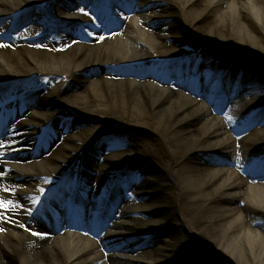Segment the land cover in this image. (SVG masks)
I'll use <instances>...</instances> for the list:
<instances>
[{"label": "bare ground", "instance_id": "bare-ground-1", "mask_svg": "<svg viewBox=\"0 0 264 264\" xmlns=\"http://www.w3.org/2000/svg\"><path fill=\"white\" fill-rule=\"evenodd\" d=\"M41 1L0 0V97L31 95L6 114L20 137L0 128V197L15 202L0 209V264H264V0ZM129 9L135 19L114 20ZM158 55L185 57L149 62ZM220 67L225 97L207 91ZM79 116L97 123L67 135ZM51 118L60 133L45 138ZM98 164L104 184L88 196ZM163 230L160 246L136 251Z\"/></svg>", "mask_w": 264, "mask_h": 264}, {"label": "rangeland", "instance_id": "rangeland-1", "mask_svg": "<svg viewBox=\"0 0 264 264\" xmlns=\"http://www.w3.org/2000/svg\"><path fill=\"white\" fill-rule=\"evenodd\" d=\"M126 16H128V14ZM133 16H135V13L132 15V17ZM28 24H30V20H28L27 22H24L25 26H27ZM18 31L21 32V29L18 30ZM99 75H101L100 70L94 69V71L89 72V74L88 73L86 74V76H85L86 78L85 79L92 80L94 78L99 77ZM85 85H86V81L82 82L81 84H78L77 86H78L79 89L82 90L85 87ZM56 102L62 103L60 101L59 96L56 97ZM68 115H69V117H71V114H68ZM79 118L80 119L77 122H75V121L71 122V124L66 128L65 133L67 135H69V136L74 135L76 133H79L81 131V129L91 127V126H93V125H95L97 123L96 120H92L90 117L79 116ZM255 126H258V121H253L252 123H250L248 125V129L251 130ZM55 129H56L57 133H60L59 127H56ZM47 150H48L47 146H42L41 150H40L41 153L39 154L38 157H40L42 155H45L48 152ZM161 150L167 155V151H166V148H165L164 145H161ZM95 166H96V168H95V172L94 173H96L98 171L97 168L100 167V164L95 165ZM139 167H140V174L142 175V177L151 178V177H153L155 175L152 170L146 168L147 166H144L143 164H140ZM161 175H162L161 173H158L159 177ZM161 182H164V180H161ZM125 192H127L126 194H128L130 196V198H134L135 197L134 196V188L133 187H129L128 189L125 190ZM137 200H139V198ZM127 204H129V202ZM110 218L114 219L113 221L110 222V226H111L115 222L116 217H114V218L110 217ZM110 226H108L106 228V230H104L102 232L110 231L111 230ZM176 234H177L178 237H181L183 235H186V232L184 230L178 229ZM168 236H169V231L168 230H163L158 236L154 235V238L156 237L155 239H151L150 237H146V235H144V237H142L139 240H137L138 242L136 243V245H137L136 251L160 246V244H161L160 241L161 240L159 241V239H164V238H167ZM215 249L217 251V248H215ZM193 252L196 253L195 251H193Z\"/></svg>", "mask_w": 264, "mask_h": 264}, {"label": "snow or ice", "instance_id": "snow-or-ice-1", "mask_svg": "<svg viewBox=\"0 0 264 264\" xmlns=\"http://www.w3.org/2000/svg\"><path fill=\"white\" fill-rule=\"evenodd\" d=\"M80 11L83 12L84 9H80ZM93 35H95V34L93 33ZM100 39L103 40L104 37L101 36ZM173 87H175V85H173ZM0 175H4V173H0ZM41 191H45V190L44 189H41ZM34 202L39 203V200L37 199ZM14 203H15L14 201H6L2 197H0V209H4L5 210V213H7L9 210H13V207L12 206H13ZM28 211L31 212L32 210L29 209ZM0 218H3V217H0ZM34 234L35 235H47L46 233H38V232L37 233H34Z\"/></svg>", "mask_w": 264, "mask_h": 264}]
</instances>
